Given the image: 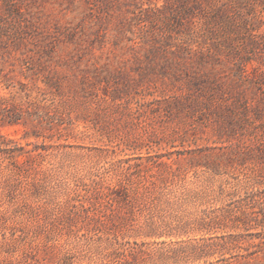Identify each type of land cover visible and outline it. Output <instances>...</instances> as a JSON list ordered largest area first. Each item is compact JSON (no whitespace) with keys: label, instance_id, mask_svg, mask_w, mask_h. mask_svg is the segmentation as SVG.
Segmentation results:
<instances>
[{"label":"rangeland","instance_id":"374dc122","mask_svg":"<svg viewBox=\"0 0 264 264\" xmlns=\"http://www.w3.org/2000/svg\"><path fill=\"white\" fill-rule=\"evenodd\" d=\"M175 159L234 179L155 230L75 214ZM263 222L264 0H0V264H264Z\"/></svg>","mask_w":264,"mask_h":264},{"label":"trees","instance_id":"16d2710c","mask_svg":"<svg viewBox=\"0 0 264 264\" xmlns=\"http://www.w3.org/2000/svg\"><path fill=\"white\" fill-rule=\"evenodd\" d=\"M129 161L125 160L121 163L127 165L124 170L126 173H129L128 176L135 174L133 173V168L136 169L138 175V185L136 188L125 185L122 188L113 189L96 182L91 190L85 191L86 195L77 194V196L72 198V207L76 209L75 214H78L82 219L96 223L100 220V213L104 208H112L114 210L119 205L120 210L124 212L121 223L125 227H128L134 225L137 211L145 209L149 211L146 225L155 230V226L159 225L153 220L156 212L163 213L167 208H175L177 206L178 209L183 210L185 205L191 201H196L200 195H206L208 190H212L216 183H219L217 189L219 194L222 195L226 192L227 186L232 184V179H234L233 175H230L226 179L220 178L223 176V173L207 164H196L194 167L185 170L175 168V165L180 162L179 159H175L173 164L164 161L159 162V166H165L170 171L168 173L162 171L157 175L148 176L137 169V166L131 165ZM192 171H194V174L192 175L193 180L190 181V184L196 188L193 191L181 183L189 180V174ZM170 219L182 220L176 214ZM206 219L207 213L202 211L197 220L199 223L204 224ZM238 221L244 222L242 219H238ZM212 223L219 224V221L214 220ZM262 227L264 228V222ZM210 241H213V237L206 239L204 244L206 248L213 246V243ZM222 246L226 247V245ZM117 254L118 249H111L109 251L110 257H115ZM207 254L209 256L213 255L210 252ZM255 254H257V251L242 256L248 258Z\"/></svg>","mask_w":264,"mask_h":264}]
</instances>
